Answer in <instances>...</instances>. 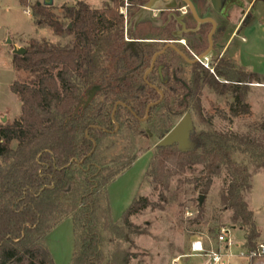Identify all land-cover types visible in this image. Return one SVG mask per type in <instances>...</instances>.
<instances>
[{
  "label": "trees",
  "instance_id": "obj_1",
  "mask_svg": "<svg viewBox=\"0 0 264 264\" xmlns=\"http://www.w3.org/2000/svg\"><path fill=\"white\" fill-rule=\"evenodd\" d=\"M130 1L132 14L147 0ZM112 2L102 9H94L84 0L64 4L67 24L53 12V6L31 5L40 27H49L60 37L71 35L73 41L62 45L32 38L24 55L13 54L16 71L29 72L34 80H16L11 85L21 102V115L13 122L0 121V264H55L46 237L67 218L73 221L72 264H130L136 257L130 250L116 248L105 256L101 226L119 237L127 236L125 230L142 233L131 217L158 204L147 197L135 198L123 214V225L114 223L110 206L103 209L102 203L108 185L119 173H106L98 150L103 140L116 132H130L142 121H153L162 139L174 126L157 116L160 109L169 117L193 110L206 122L205 86L220 95L231 94L232 115L251 113L247 83L264 81V75L225 60L216 67L217 74L230 83L220 82L200 64L191 66L190 79L182 81L174 77L175 73L181 76L180 71L165 61L164 54L157 61L164 64V81L155 73L148 79L158 83L165 94L143 120L149 104L161 98L143 79L159 48L155 43L130 47L124 40V16L119 13L124 0ZM113 63H117L114 71ZM93 88H98L96 95L86 103ZM196 141V147L187 152L177 145L158 147L150 175L156 185L168 190L172 176L203 165V193H207L213 178L225 168L229 180L221 192L222 204L232 211V221L247 231L248 243L255 245L260 231L244 198V192L252 188L253 173L247 165L237 163L234 155L244 147L242 151L250 154L255 169H264V121L254 133L207 130ZM134 160L126 162L125 168Z\"/></svg>",
  "mask_w": 264,
  "mask_h": 264
},
{
  "label": "rangeland",
  "instance_id": "obj_2",
  "mask_svg": "<svg viewBox=\"0 0 264 264\" xmlns=\"http://www.w3.org/2000/svg\"><path fill=\"white\" fill-rule=\"evenodd\" d=\"M76 1L55 0L53 12L67 24L68 19L63 18L62 6L64 4L73 5ZM84 1L94 9L113 5L111 0ZM235 13L234 22L230 21L226 26L233 27L239 21L241 12L236 11ZM1 14L4 13L0 11V20L3 17ZM148 14L151 15V12ZM250 14L251 22L244 25L248 26L247 31H244L246 37L243 42L244 62L252 72L264 75V1H256ZM18 16L24 20L22 32H19L24 37L46 39L62 45L73 41L71 35L60 37L55 35L49 27H40L30 19V16ZM154 18L159 17L154 16ZM230 31L231 28L229 34ZM8 37L7 35L6 41ZM11 37L15 39L16 34L12 33ZM241 40V38L236 39L234 47H238ZM222 41L220 38L219 44ZM8 50H10V45H0V121L6 118V122H13L21 115V102L11 91V81L14 79L12 84L16 80L29 83L34 80V75L26 71H14L15 68H12L8 55L4 54ZM239 54L238 48L233 62L237 67L249 71L239 61ZM111 68L114 71L117 68V63H113ZM210 72L212 73V71ZM247 88L246 101L251 106V113L234 116L230 109L234 102L231 94L220 95L212 88L204 87L202 105L206 122H202L196 113L190 110L194 120V130L191 134L193 144H196L197 136L202 131H231L239 134L256 131L258 125L264 121V81L249 82ZM91 93L92 90L88 92L86 103ZM157 114L163 120H170L173 126L183 117H169L164 109H160ZM153 123V121H142L136 125L135 129L145 132L143 135H136L135 129L130 132L127 130L116 132L107 136L98 147L99 156L105 161L108 168L106 173H119L108 185L107 199L102 203L103 209L110 206L114 223L118 226L123 225V214L135 198L147 197L151 202L158 204L156 208L148 207L131 217V221L143 231L142 233H130L125 230L127 236L119 237L117 234L105 230L102 225L103 251L108 258L116 248L130 250L136 254L130 264H202V258L187 256L194 239L201 237L207 240L210 237L215 240L222 227L235 228L236 236L239 239L245 238L244 236L247 234L245 229L240 228L238 223L232 221V211L225 208L221 201V192L229 180L227 170L223 168L220 174L213 178L207 193H203L205 185V181L202 179L203 165H195L182 174L172 176L168 190L156 185L149 172L151 161L158 152L157 144L161 138L155 132ZM243 148L236 152L234 159L239 164L247 165L253 173L252 188L244 192V198L249 208L254 212L255 222L260 231L258 241H264V169L256 170L250 154L244 153ZM132 157L135 160L125 168L127 166L125 163ZM156 186L157 189H155ZM201 196H204L203 202H200ZM187 211L192 212L193 215H188ZM102 223H104V218H102ZM62 224V227L56 226L49 232L46 245L55 264H72L73 221L68 219ZM241 261L237 260L233 264H239Z\"/></svg>",
  "mask_w": 264,
  "mask_h": 264
},
{
  "label": "flooded vegetation",
  "instance_id": "obj_3",
  "mask_svg": "<svg viewBox=\"0 0 264 264\" xmlns=\"http://www.w3.org/2000/svg\"><path fill=\"white\" fill-rule=\"evenodd\" d=\"M147 1L134 10L132 14L129 11L132 7L130 0H124V4L119 9L125 8L126 10V15H124V11L120 13L123 14L125 22L123 26L124 40L130 47L148 46L155 43L159 48L153 54L151 64L143 74V79L151 88L155 89L160 95L161 93L165 94V91L158 83H152L148 79L149 76L155 73L161 81H164V64L157 63L158 58L164 54L166 55L165 61L174 65L173 69L180 71L181 76H177L175 73V78L179 77L182 81L190 79V67L202 65L200 60L208 57L209 68L207 69L214 68L212 73L215 74L220 82L230 83L225 77L218 76L216 67L224 63L225 60L233 61L229 55L227 44L231 35V31L229 34V29L232 26L226 25L230 23L233 12L239 11L242 15L248 6L246 0H221L218 5L212 0H191L200 18L211 17L217 21L216 29L212 35V50L203 58L199 56L210 47V34L213 25L210 22L199 23L192 14L189 5L182 0H176V4H181V7L176 10L155 9L151 11V15L147 14L140 22L135 23L136 18L131 21L133 16L141 10ZM166 3L165 1L162 2L163 7ZM154 16L159 18H154ZM223 23L224 25L222 26ZM228 34L229 36L227 37ZM220 38L223 40L221 44H219ZM162 50L164 51L158 54L153 69L145 78L147 71L152 67L154 56ZM195 60L196 62H194ZM97 90L98 88L92 89L95 94Z\"/></svg>",
  "mask_w": 264,
  "mask_h": 264
},
{
  "label": "crops",
  "instance_id": "obj_4",
  "mask_svg": "<svg viewBox=\"0 0 264 264\" xmlns=\"http://www.w3.org/2000/svg\"><path fill=\"white\" fill-rule=\"evenodd\" d=\"M256 1H262V0H255L254 2L248 3L247 8L245 11L242 13L239 21L234 24L233 27H231V35L228 40V50H229V55H231L232 59L235 58V53L238 51V48L240 50V56H239V61L243 63L246 66V63L244 62V44L243 42L246 40V37L244 36V31H247L248 26H244L247 23L251 22V11L255 7ZM36 2H42V0H0V11H2L4 14L1 16L2 20H0V45H10V50L7 52H4V54L8 55L10 61H11V66L14 69V63H13V49L15 46L18 47H26L27 42L32 39V37H24L23 35H20L19 32H22L23 26H24V20L22 18H18V15H21L22 17L24 15L30 16V19L35 22V19L32 14V10L29 13L25 12L26 7H30L31 5L36 3ZM55 2V0H54ZM236 12V11H235ZM233 12L230 21H233L236 19V13ZM235 17V19H234ZM32 22V23H33ZM37 24V23H36ZM233 25V24H232ZM245 29V30H244ZM12 33L16 34L15 39L12 38ZM9 36L8 39H11V43H8V40L6 41V36ZM241 38L242 40L240 41V44L238 47H234V43L236 39ZM247 70L252 71L249 66H246ZM16 69H14L15 71ZM255 72V71H254ZM259 73V72H258ZM262 73V72H260ZM14 80V79H13ZM12 80V81H13ZM11 81V84H12ZM10 84V86H11ZM67 218L64 221H67ZM62 221L58 227H62ZM72 222V219H71ZM57 227V228H58ZM47 239V237H46Z\"/></svg>",
  "mask_w": 264,
  "mask_h": 264
},
{
  "label": "built area",
  "instance_id": "obj_5",
  "mask_svg": "<svg viewBox=\"0 0 264 264\" xmlns=\"http://www.w3.org/2000/svg\"><path fill=\"white\" fill-rule=\"evenodd\" d=\"M124 9L122 8L120 12L124 11L126 15ZM30 11V7L25 8L26 13ZM200 62L209 68L208 57L201 59ZM210 71L214 72V69L210 68ZM187 214L193 215L189 211ZM235 231V228L222 227L215 240L210 237L207 240L201 237L194 239L187 256L202 258V264H233L237 260H242L239 264H264V241H257L255 245H250L247 239H239Z\"/></svg>",
  "mask_w": 264,
  "mask_h": 264
},
{
  "label": "water",
  "instance_id": "obj_6",
  "mask_svg": "<svg viewBox=\"0 0 264 264\" xmlns=\"http://www.w3.org/2000/svg\"><path fill=\"white\" fill-rule=\"evenodd\" d=\"M165 1L167 2L164 7L162 5V2ZM184 2H186L190 9L192 14L194 15L195 19L199 22V23H207L210 22L213 25V29L212 32L210 34V47L207 51H205L204 53H202L199 57L203 58L205 57L211 50L213 47V42H212V35L216 29L217 26V21L214 18L211 17H207V18H200V16L197 13V10L193 4V2L191 0H182ZM221 0H212V2L216 3L217 5L219 4ZM247 3H252L255 0H246ZM264 1V0H263ZM42 3L45 6H53L54 5V0H42ZM179 7H181V4H176V0H148L143 7L141 8V10L135 15L133 16L132 20L133 21L136 18L135 23L140 22L147 14L148 12H151L152 10L155 9H170V10H176ZM183 17V16H182ZM154 19V18H153ZM152 19V20H153ZM71 26V25H70ZM69 26V27H70ZM8 43H11V39H8ZM26 48L25 47H18L15 46L13 49V54L14 55H24L26 53ZM164 50H162L161 52L157 53L154 56L153 59V64L152 67L147 71L145 78L147 77L148 73L153 69L155 60L158 56V54L162 53ZM196 62V60L194 61ZM95 91H92L90 98L88 100L87 103H89L92 99V97L94 96ZM164 97V94L161 93V98L154 103L149 104L148 108H147V115L143 120H146L149 116V112H150V108L158 103H160L162 101ZM118 107V103L116 104L114 111H113V118L115 116L116 110ZM3 122H6V118H3L2 120ZM119 129V125H117V129ZM194 130V120H193V116L190 112L186 113L184 115V117L160 140V142L157 144L158 147H167V146H172V145H178V148L183 151V152H187L190 151L192 149H194L196 147V144H193L191 141V134ZM204 196H201L200 198V202H203V198Z\"/></svg>",
  "mask_w": 264,
  "mask_h": 264
}]
</instances>
